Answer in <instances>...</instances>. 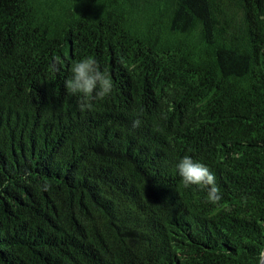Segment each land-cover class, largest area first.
<instances>
[{
  "label": "trees",
  "instance_id": "1",
  "mask_svg": "<svg viewBox=\"0 0 264 264\" xmlns=\"http://www.w3.org/2000/svg\"><path fill=\"white\" fill-rule=\"evenodd\" d=\"M87 56L114 89L81 113L65 80ZM185 155L218 204L183 186ZM261 248L264 0H0V264H258Z\"/></svg>",
  "mask_w": 264,
  "mask_h": 264
},
{
  "label": "clouds",
  "instance_id": "2",
  "mask_svg": "<svg viewBox=\"0 0 264 264\" xmlns=\"http://www.w3.org/2000/svg\"><path fill=\"white\" fill-rule=\"evenodd\" d=\"M60 60L53 58L51 71H58ZM71 75L65 80V88L69 95L77 97V107L81 113L91 111L94 101H103L111 95L114 83L107 72L101 70L98 62L91 56L74 62L70 69ZM141 120L135 119L132 128L140 127ZM178 175L185 188L197 186L206 190V202L216 205L221 199V191L216 183L215 175L203 163L195 161L191 156L185 155L176 164ZM48 185H45L47 190ZM258 264H264V248L258 255Z\"/></svg>",
  "mask_w": 264,
  "mask_h": 264
}]
</instances>
